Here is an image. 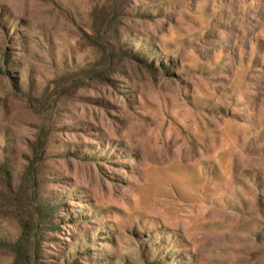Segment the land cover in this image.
<instances>
[{
	"label": "rangeland",
	"instance_id": "1",
	"mask_svg": "<svg viewBox=\"0 0 264 264\" xmlns=\"http://www.w3.org/2000/svg\"><path fill=\"white\" fill-rule=\"evenodd\" d=\"M24 226L38 264H264V0H0V264Z\"/></svg>",
	"mask_w": 264,
	"mask_h": 264
},
{
	"label": "trees",
	"instance_id": "2",
	"mask_svg": "<svg viewBox=\"0 0 264 264\" xmlns=\"http://www.w3.org/2000/svg\"><path fill=\"white\" fill-rule=\"evenodd\" d=\"M35 164V163H33ZM26 178L30 179L32 187L29 191L32 196L39 197V178L34 173V168L29 170L26 174ZM32 207V206H31ZM37 214L39 215V220H47L52 218L55 212L57 211V206H53L45 201H40L37 206ZM31 230L28 226H24L23 235L21 239L15 244V253H16V264H38L41 260L38 258V253L41 251L40 246L42 245L41 241L37 240H28Z\"/></svg>",
	"mask_w": 264,
	"mask_h": 264
}]
</instances>
